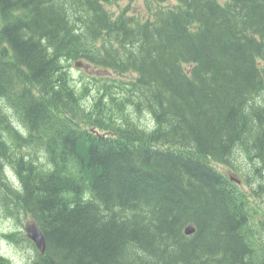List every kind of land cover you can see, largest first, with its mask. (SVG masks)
I'll use <instances>...</instances> for the list:
<instances>
[{"label": "trees", "instance_id": "16d2710c", "mask_svg": "<svg viewBox=\"0 0 264 264\" xmlns=\"http://www.w3.org/2000/svg\"><path fill=\"white\" fill-rule=\"evenodd\" d=\"M172 1L0 0V202L44 235H5L28 264H264V214L215 166L242 148L264 191V0Z\"/></svg>", "mask_w": 264, "mask_h": 264}, {"label": "rangeland", "instance_id": "374dc122", "mask_svg": "<svg viewBox=\"0 0 264 264\" xmlns=\"http://www.w3.org/2000/svg\"><path fill=\"white\" fill-rule=\"evenodd\" d=\"M110 10L118 11L122 8H127L129 12L138 14L145 13V5L149 0H110ZM167 4H173L172 0H167ZM80 61H70L67 69L71 78L72 84L81 93V98L85 95L91 97L98 95V85H100L99 78L104 76L101 71H96L88 63ZM115 77V76H114ZM108 84L115 86V81H107ZM114 94L116 91L113 87L110 88ZM77 92V93H78ZM84 101H88L85 99ZM90 101L88 105H90ZM103 104L102 97L100 106ZM106 105V104H105ZM111 105V104H109ZM114 107V106H113ZM115 108V107H114ZM111 110V109H110ZM114 111V110H113ZM117 112V111H115ZM230 162L233 166H225L216 164L218 170L226 176L231 177L236 183L238 189L246 196L248 203L252 210L260 217L264 214V191H257V181L252 170V162L245 154L242 148H236L230 157ZM238 181V182H237ZM250 184V186H249ZM31 221V218L26 214L15 213L12 209H8L5 204L0 202V254L7 259V264H28V260L33 253V249L27 242H15L10 238H6V234L24 235V225Z\"/></svg>", "mask_w": 264, "mask_h": 264}, {"label": "water", "instance_id": "95a60500", "mask_svg": "<svg viewBox=\"0 0 264 264\" xmlns=\"http://www.w3.org/2000/svg\"><path fill=\"white\" fill-rule=\"evenodd\" d=\"M25 236L33 243L34 247L39 253H44L45 251V238L34 221H29L24 225ZM194 232V227L188 224L184 228V233L190 235Z\"/></svg>", "mask_w": 264, "mask_h": 264}]
</instances>
